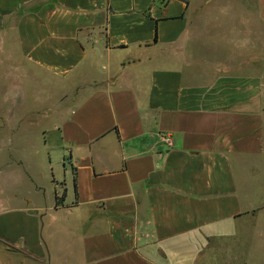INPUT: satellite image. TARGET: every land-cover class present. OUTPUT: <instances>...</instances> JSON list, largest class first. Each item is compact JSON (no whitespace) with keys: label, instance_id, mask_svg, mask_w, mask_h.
I'll list each match as a JSON object with an SVG mask.
<instances>
[{"label":"crops","instance_id":"1","mask_svg":"<svg viewBox=\"0 0 264 264\" xmlns=\"http://www.w3.org/2000/svg\"><path fill=\"white\" fill-rule=\"evenodd\" d=\"M262 246L264 0H0V264Z\"/></svg>","mask_w":264,"mask_h":264},{"label":"rangeland","instance_id":"2","mask_svg":"<svg viewBox=\"0 0 264 264\" xmlns=\"http://www.w3.org/2000/svg\"><path fill=\"white\" fill-rule=\"evenodd\" d=\"M50 121H46L43 126L46 128ZM26 143L23 145V148L25 150H22V146H20V149L17 148L16 141H12L13 139L9 138V152L7 154H10L12 158H15V156H21L23 159L29 160V159H35L42 162H47L48 160L56 161L58 158L54 157L53 154H51L50 150H46L43 139L41 138V134L39 133V129L36 128L35 130H32L30 135L25 137ZM43 144V145H42ZM49 154V156L46 155ZM7 157V156H6ZM57 169V168H56ZM251 261L250 264H264V246L260 247L259 250H253L250 254Z\"/></svg>","mask_w":264,"mask_h":264}]
</instances>
